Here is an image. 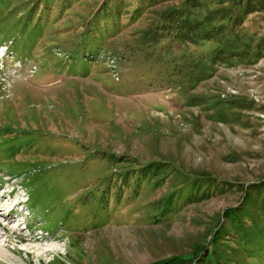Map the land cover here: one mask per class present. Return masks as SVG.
Returning <instances> with one entry per match:
<instances>
[{
    "label": "rangeland",
    "instance_id": "374dc122",
    "mask_svg": "<svg viewBox=\"0 0 264 264\" xmlns=\"http://www.w3.org/2000/svg\"><path fill=\"white\" fill-rule=\"evenodd\" d=\"M7 190L0 264H264V0H0Z\"/></svg>",
    "mask_w": 264,
    "mask_h": 264
},
{
    "label": "bare ground",
    "instance_id": "6f19581e",
    "mask_svg": "<svg viewBox=\"0 0 264 264\" xmlns=\"http://www.w3.org/2000/svg\"><path fill=\"white\" fill-rule=\"evenodd\" d=\"M4 194H8V193H7V191H5V192H4ZM14 195H15V193L13 194V196H14ZM11 216H13V214H12V213L8 214V216H7V217H11ZM0 251H1V252H3V251H4V249H3L2 247H0Z\"/></svg>",
    "mask_w": 264,
    "mask_h": 264
}]
</instances>
